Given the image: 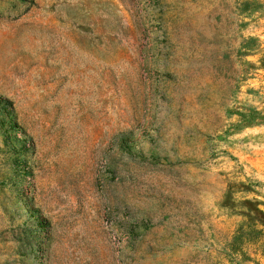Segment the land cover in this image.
Listing matches in <instances>:
<instances>
[{
    "label": "rangeland",
    "instance_id": "1",
    "mask_svg": "<svg viewBox=\"0 0 264 264\" xmlns=\"http://www.w3.org/2000/svg\"><path fill=\"white\" fill-rule=\"evenodd\" d=\"M263 60L264 0H0V264H264Z\"/></svg>",
    "mask_w": 264,
    "mask_h": 264
},
{
    "label": "trees",
    "instance_id": "2",
    "mask_svg": "<svg viewBox=\"0 0 264 264\" xmlns=\"http://www.w3.org/2000/svg\"><path fill=\"white\" fill-rule=\"evenodd\" d=\"M246 47H247V46H244V48H246ZM262 66L264 67V60L262 61ZM0 103H3V104H2V107H6L7 105L10 104V101H9V100H6V99H5V100H3V99L1 100V99H0Z\"/></svg>",
    "mask_w": 264,
    "mask_h": 264
}]
</instances>
